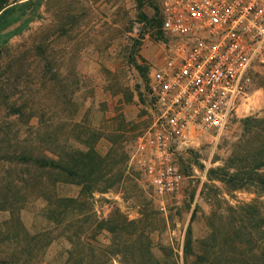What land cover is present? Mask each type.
Masks as SVG:
<instances>
[{
    "label": "rangeland",
    "instance_id": "obj_1",
    "mask_svg": "<svg viewBox=\"0 0 264 264\" xmlns=\"http://www.w3.org/2000/svg\"><path fill=\"white\" fill-rule=\"evenodd\" d=\"M159 3L41 0L27 29L10 41V46L27 52L30 68L39 75L34 95L24 97L27 107L22 116H10L0 104V148L6 147L10 132L19 140L29 131L53 133L56 148L67 141L83 149V139L106 158L103 171L92 175L91 181L108 189L86 196L81 186L58 177L62 182L56 185L57 201H77L60 226L54 220L61 219L58 212L63 207H55L53 221H47L46 203L29 193L30 187L14 209L4 204L8 194L3 190L0 264H216L226 257L264 258V189L249 184L235 189L227 183L244 180L239 168L249 172L245 166L256 156V148L264 145V133L248 131L243 124L246 118L264 117V89L258 86L264 67L251 71L248 96L231 127L216 142L203 140L179 157L184 182L177 194L159 200L130 164L136 139L152 121L149 74L155 60L162 58L165 41L150 22L157 17ZM31 47L39 48L37 57ZM108 135L114 136L110 140L119 148L114 158L110 152L115 145ZM113 160L117 162L111 165ZM235 165L238 175L225 177ZM6 166L0 161V184L6 182ZM257 172L262 174L264 168ZM215 174L218 181L210 178ZM251 174L255 178L257 173ZM82 202L87 209L79 211ZM119 216L133 225L117 236L123 252L112 257L106 253L114 251L107 247L112 236L100 225ZM67 224L70 233L86 231L83 239L105 251L93 257L74 253L73 245L58 235ZM142 233L149 237L152 263L142 260L136 250ZM188 239L191 255L186 254Z\"/></svg>",
    "mask_w": 264,
    "mask_h": 264
},
{
    "label": "built area",
    "instance_id": "obj_2",
    "mask_svg": "<svg viewBox=\"0 0 264 264\" xmlns=\"http://www.w3.org/2000/svg\"><path fill=\"white\" fill-rule=\"evenodd\" d=\"M159 17L165 41L149 74L152 121L130 164L163 200L182 189L179 157L216 142L239 118L249 75L264 67V0H160Z\"/></svg>",
    "mask_w": 264,
    "mask_h": 264
},
{
    "label": "trees",
    "instance_id": "obj_3",
    "mask_svg": "<svg viewBox=\"0 0 264 264\" xmlns=\"http://www.w3.org/2000/svg\"><path fill=\"white\" fill-rule=\"evenodd\" d=\"M137 2H141V0H137ZM40 4L41 0H22L21 2L20 0H0V104L4 105L10 116H22L24 114L27 107V99L24 97L26 95H34L37 87L35 79L39 75L38 72H34L30 68L27 52L22 50V48L17 49L10 46V41L14 37L20 36L27 29V25L32 21L31 16L35 15ZM157 10V17L152 18L150 22L151 26L157 28V37L163 39L164 35L160 30L159 9ZM25 15L28 17L24 18ZM31 48L30 50L35 53L34 57H37L39 48ZM258 86L264 89L263 78L259 79ZM243 124L248 131L251 129L264 133V117L262 119L246 118ZM107 137L111 141L114 136L108 135ZM5 141L7 143L6 147L4 149L0 148V161H4L7 165L4 169L6 182L0 184V202L4 201V204L9 209H14L20 198H26L25 192L28 193L29 190L26 188L28 186L33 190V192L29 191V193L46 203L43 215L47 221H53L51 217L55 215V207L57 209L59 206L63 207L58 212L61 219L54 220L60 226L66 220L77 201L71 198H59L57 201L56 185L62 182L58 177L64 179L63 183L81 186L82 194L86 196L95 191L104 192L108 189L107 187L99 188L100 185L97 182L91 181L92 175L94 176L95 173L103 171L102 168L106 158L101 157L93 146L85 145L83 139L81 142L83 149L73 148L67 141H64L59 148H56V136L49 132L42 135L38 131H29L22 140H19L15 133L11 134L10 132L6 136ZM110 143L115 145L110 152L111 157L114 158L117 156L119 148L116 146V142L111 141ZM255 155L252 162L245 166L249 168V172L239 168L241 172L244 171V180L242 182L228 180V184L235 189H239V187L246 184L259 186L264 189V172L262 174L257 172V170L260 172L264 168V145L260 144L256 148ZM116 162L113 160L111 165ZM230 167L223 175L225 177L228 176L229 179H234L238 175V168L236 165ZM251 173H257L256 177H251ZM217 174L210 176L211 180L218 181L220 178ZM3 190L8 194L5 199L3 198ZM77 209L84 211L87 209V203H80ZM127 225L133 224L128 222L123 216L114 219L109 218L100 225V228L106 230L112 236V242L107 247L109 249L114 248V251H106L112 257H118L123 252L122 249L120 250L117 236L121 233H128L126 230ZM146 226L150 227V224H146ZM71 229L69 224L64 225L60 228L58 235H62L66 242L73 245L74 253L93 257L98 252L105 251L103 247L91 245L87 239H83L86 231L70 233ZM201 245L204 248V252H206L207 245L205 242H202ZM137 247L136 250L142 260L152 263L151 259L154 258V255L151 252L148 235L140 234ZM186 254H192V242L189 239L186 242ZM146 257L150 258V260ZM261 261L252 260L251 258L245 259L241 257L237 259L226 257L216 264H264V258ZM69 263L71 262L69 261ZM207 264L211 263L208 262Z\"/></svg>",
    "mask_w": 264,
    "mask_h": 264
}]
</instances>
